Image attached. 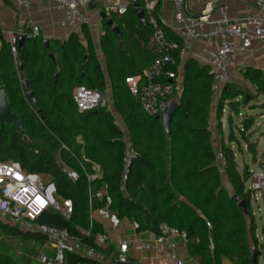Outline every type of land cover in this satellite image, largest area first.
Here are the masks:
<instances>
[{"label":"trees","instance_id":"obj_1","mask_svg":"<svg viewBox=\"0 0 264 264\" xmlns=\"http://www.w3.org/2000/svg\"><path fill=\"white\" fill-rule=\"evenodd\" d=\"M137 14L134 8H128L123 15H114L113 20L122 37H117L106 26V35L101 42L112 88V103L125 123L127 135L117 125L110 110L80 113L73 100L77 86L100 91L107 86L88 33L87 47L78 37L72 36L64 44L49 43V49L40 36L25 37L19 47L18 43L12 46L0 34V91L6 92L12 109L22 118L27 134V141H24L14 126L0 127V160L17 162L26 172L51 180L59 196L73 201L71 220L45 214L39 220L41 224L65 229L73 236L79 235L77 227L89 228V184L80 163L88 172L98 166L101 178L92 184L94 190L104 187L112 199L110 211L121 220L137 223L138 231L159 234L161 226L168 225L185 232L188 251L192 256H198L201 264H222L223 257L232 264H253L251 248L263 250L264 244L259 246L255 238L252 195L246 188L249 172H239L230 147L223 143L217 149L213 145L211 106L217 86L210 69L193 59L184 63L180 106L167 133L162 117L148 115L126 83L127 78L143 76L156 56L154 31L149 24L142 25ZM165 34L171 40L166 28ZM174 40L180 43L176 38ZM121 41L124 49L119 47ZM50 53L56 56L55 61L49 57ZM244 76L256 90V95L243 94L231 83L224 85L216 107L219 120L227 104L231 113L239 118L242 109L257 97L264 96V73L249 68ZM25 82L34 102L26 98ZM240 119L244 121L239 129L242 138L248 150L256 155L257 145L247 138L253 118L242 115ZM230 121L232 123V117ZM230 138L232 142L236 141L233 131ZM127 141L137 155L127 180H123ZM168 143L169 161L166 155ZM218 151L223 154L222 163H218ZM59 158L79 171L77 182L62 173ZM224 176L233 188L232 194L224 186ZM235 195L240 201L247 202V214L233 200ZM94 207H103V203L95 202ZM248 218L252 219L250 229ZM2 230L21 238L41 237L21 233L0 222ZM98 233L103 230L95 223L92 237L84 242L94 245L93 237ZM69 258L72 264L92 261L76 253L70 254ZM0 264L18 263L0 250Z\"/></svg>","mask_w":264,"mask_h":264},{"label":"built area","instance_id":"obj_2","mask_svg":"<svg viewBox=\"0 0 264 264\" xmlns=\"http://www.w3.org/2000/svg\"><path fill=\"white\" fill-rule=\"evenodd\" d=\"M172 1L176 8L175 19L178 24L175 34L180 43L167 38L166 25L155 13L156 3L147 2L144 9L146 20L154 31L155 60L143 76L126 79L130 93L139 99L142 109L150 116L162 117L167 113L171 102L179 104L183 63L191 57V52L197 43L205 42L214 45L207 53V64L216 85L224 86L232 82L233 69L237 61L244 53L251 51L255 43L262 46L264 53V0H255V14L241 19H232L225 5L216 7L218 17L213 19L212 14L207 11L199 16L187 14L185 0ZM10 2L24 13L31 12L32 0H10ZM44 4H48L61 14L62 28L77 31L91 24V19L80 10L81 5L90 4L88 0H40V5ZM112 10L123 15L126 8L118 7ZM22 36L37 38L40 36V29L38 26H33L29 34ZM8 42L15 46L18 43L17 35L8 33ZM109 92L108 88L100 91L77 86L73 91V100L80 113L95 112L99 109L110 110L112 100L108 98ZM242 115L240 114V117ZM63 148L66 149L65 146ZM136 155L132 145L127 141L123 158V180H127L129 168ZM217 160L218 163L223 162V154L220 151L217 153ZM59 166L69 180L73 182L79 180V171L73 169L61 158H59ZM80 167L89 184L90 224L86 230L77 227L79 235L73 236L65 229L39 222L45 214L58 215L66 221L71 220L74 212L73 201L59 196L51 180L47 181L39 174L26 172L17 162L0 160V220L10 223L20 232L48 239L54 251V257L49 258L42 253L39 257L41 264H71L68 255L74 253L79 254L83 259H95L97 247L104 245L108 240L106 234L98 233L93 237L94 245L84 242V239L92 237L96 217L107 221L113 229L121 226V219L109 209L112 199L106 189L103 187L94 190L92 186L101 178L100 168L95 166L92 172H88L81 163ZM220 172L224 174L223 169ZM250 177L252 180L250 190L264 194V170L254 171L250 173ZM95 202H102L103 207L95 208ZM207 225L210 227L209 223ZM134 227L139 229L137 223H134ZM176 236L187 241L185 232L162 225L153 244L139 243L137 248L158 255L167 253V260L161 264H184L175 253L176 244L172 238ZM118 245L119 255L116 262L128 264L129 244L119 241Z\"/></svg>","mask_w":264,"mask_h":264},{"label":"crops","instance_id":"obj_3","mask_svg":"<svg viewBox=\"0 0 264 264\" xmlns=\"http://www.w3.org/2000/svg\"><path fill=\"white\" fill-rule=\"evenodd\" d=\"M88 1H90V4L87 6L81 5L80 10L91 19V24L89 26H83L79 28L77 31H73L70 29L62 28L60 26L61 14L56 12L48 4L40 5V0H32V9L30 13H24L21 9H19L17 6L11 3L10 0H0V34L4 37L6 41H8V33H14L17 35V37H20L23 34L25 35L29 34L33 26H38L40 29V37H42L44 41H49V43L51 44H64L72 36H76L80 39L81 44L84 47H87L88 42H87L86 34L88 33L92 41L96 56L99 59L103 72L106 76V80H107L106 88L109 89L111 84H110V79L108 77V72H107V64H106L107 61H106V57L104 55L103 47L101 44L103 38L106 35V24H105L106 21L102 19L101 15L103 13H106L109 18L113 19V16L116 15L117 13L114 12L112 8L125 7L127 10L128 8L133 9V7H132V3L128 0H88ZM147 2L156 3L155 13L157 14V17L162 22L165 23L166 30L171 36V40H174V38L178 40L175 34V29L178 27V24L175 19L176 8L174 6L173 1L172 0H139L141 9L145 8V5ZM220 5L227 6L228 14L232 19H241L247 15L255 14V11H256L255 0H185V12L189 15L199 16L202 13H205L207 11V12H210L212 14V18L215 19L218 17L217 12H216V7ZM1 46H2V43L0 39V49H1ZM213 46H214L213 44H207L205 42L197 43L194 47V50L191 52V55H190L191 57L188 59H193L197 61L200 65L208 66L207 53L210 49L213 48ZM54 57L56 56L54 55ZM187 60H185V62ZM249 68L260 70L264 73V53H263L262 46L259 43H255L251 51L244 53L239 58V60L236 63L235 68L233 69V74L241 70L246 71ZM183 76H184V70L182 69L181 77L183 78ZM244 80H246L245 77H244ZM246 81L249 83L248 80ZM249 85L252 88L251 89L252 92L251 91L250 92L256 95V90L254 89V87L250 83ZM111 105L112 106H111L110 111L111 113H113L116 119L117 125L127 135V128L125 126L123 119L117 114L113 103ZM257 105L262 106L264 108V104L259 103ZM257 105L255 104L253 106V103H252L248 105L247 108L248 107L252 108ZM224 112L228 114V117H227L228 125H226L221 119L220 121H218V124L215 125L216 120H219L216 116V110L215 112H212L211 114L213 145L217 149H220L221 145L224 143L226 146L232 149V151L234 152L235 159H236V154H235L233 145L237 143L239 150L241 152L243 150L241 149L239 138L236 136V134L234 135V137L236 138V141L232 142L230 138L231 131L234 132L233 126L234 127L236 126L235 122L233 123L232 126L230 125L231 123L230 118L231 117L233 118L235 114H232L229 108H226ZM245 117L246 118L250 117L249 111L246 112ZM238 122H244V121L239 119ZM226 127H228L230 131L227 137L225 136V132H224ZM218 130L221 131L219 134H218ZM169 148H170V143H168L167 154H166L168 161L170 160L169 159ZM246 150L248 153L252 155L254 162H256V158L258 155L257 148H256V155H253L248 150L247 144H246ZM246 168H245V171H246ZM224 177H223V180H224ZM226 181L229 184L230 188L228 189V187L225 185L226 183L225 180H224V186L227 189V191L232 194L233 188L231 187L229 180L227 179ZM262 197L264 199L263 194H262ZM251 207H252V202H251ZM252 217H253V222H254V227H255L253 213H252ZM96 223H98L102 227V230H103L102 234H106L108 236V240L104 245L97 247V256L95 259L91 261L92 263L88 261H84V262H80L79 264H116L117 263L116 259L119 255V245H118L119 241L127 242L129 244V252L127 254L129 263H132V264H161L163 261L167 260L168 258L167 253L158 255L154 252L140 250L137 248V245L139 243L153 244L158 234L151 232V231H138L134 227L135 222H131V226H130L132 228L131 231L123 230L122 220H121V226L118 229L111 228L109 223L107 221H104L100 217H96ZM248 223H249V226H250L249 229H250L252 225V219L248 218ZM249 237H251L250 233H249ZM40 238H36V239L37 240L39 239L45 243L47 242L48 244L47 246L44 247V250L41 251L40 254L35 259L27 257V259L23 263L15 259L14 260L18 264H41L39 261V257L42 253L46 254L49 258H53L54 251L52 250V247L50 246L48 239L46 238L40 239ZM255 238L257 239L258 243L260 242L264 243V238H258V235L256 233V227H255ZM172 241L176 244L175 253L178 255L180 259H182L184 264H201L200 258L198 256H192L189 253L188 247H187L188 241L184 240L182 237H177V236L173 237ZM0 250L3 254L14 258L12 255L6 253L3 249H0ZM259 251L262 252L263 256L259 258L258 264H260L261 258L264 259V249L259 250ZM70 263L72 264L71 260H70ZM222 264H232V263L228 258L223 257Z\"/></svg>","mask_w":264,"mask_h":264},{"label":"rangeland","instance_id":"obj_4","mask_svg":"<svg viewBox=\"0 0 264 264\" xmlns=\"http://www.w3.org/2000/svg\"><path fill=\"white\" fill-rule=\"evenodd\" d=\"M237 69V68H236ZM244 72L245 71H237L235 74H233V78H232V82L231 84H233L236 89H238L239 91H241L243 94H250V95H254L252 94V88L249 85V83L244 80ZM110 86V84H109ZM217 90L214 94V99H213V103L211 106V110L212 112H215L216 107L219 103L220 100V96H221V92L223 90V84H217ZM111 86L109 88V96L108 98L110 100H112V90H111ZM251 91V92H250ZM253 103V106L256 104H264V97L261 96L259 98H256L253 100V102H251L250 104ZM227 107H225L224 110H226V108L230 107L228 106V104L226 105ZM231 110V109H230ZM249 111V115L250 117L253 118V126L250 128L249 132H247V137L250 138L251 142L254 144H257V150H258V155L256 158V162H254L253 157L250 153L247 152L246 150V142L245 140H243L242 135L239 131V129H241V125L240 122H238V120L240 119V117H236V115L233 116L232 118V123H230V125L232 126L233 123L235 122L236 126L234 128V135L236 134V136L239 138V142H240V146L241 149L243 150L242 152L239 150L238 144L235 143L233 145L234 150H235V154H236V160H237V167L239 168L238 170L240 171V173H244L245 168L248 166L249 167V178L246 181V188L248 190L251 189L252 187V180L250 177V173L254 172V171H259L264 170V108L262 106H255V107H246L245 109L241 110V114H243V116H246V112ZM231 115V114H230ZM228 114L226 112H223V115L221 117V120L228 125ZM218 121L220 120H216L215 125L218 124ZM220 125V124H219ZM221 126V125H220ZM221 131L218 130V134ZM225 136L227 137L230 133L228 127H226L225 129ZM222 135V134H221ZM224 137V135H223ZM225 180V185L229 187V184L227 183V179L226 177H224ZM251 195H252V213L254 214V221H255V227H256V233L258 235V238H264V199L262 197V193L260 191L257 192H253L251 191ZM256 196V197H254ZM1 223L5 224L6 226L13 228L11 226L10 223L5 222L3 220H0ZM131 226V222L127 219L122 220V228L123 230H128L131 231L132 228ZM15 229V228H13ZM24 233V232H21ZM24 234H30V233H24ZM114 236V234H113ZM47 242H43L41 240H37L35 237H27V238H21V237H17L14 236L12 233H7L4 232L3 230L0 231V249H3L6 253L12 255L14 257L15 260H18L19 262L23 263L25 262V260L28 258H36L41 251L44 250V247L47 246ZM262 247V245L264 243L260 242L259 243ZM264 248V247H263ZM24 254V255H23ZM260 264H264V259L261 258L260 259Z\"/></svg>","mask_w":264,"mask_h":264},{"label":"water","instance_id":"obj_5","mask_svg":"<svg viewBox=\"0 0 264 264\" xmlns=\"http://www.w3.org/2000/svg\"><path fill=\"white\" fill-rule=\"evenodd\" d=\"M132 3V7L138 11L137 14V19L138 21L144 25L147 26L148 22L146 20V15H145V9H141L140 4H139V0H128ZM102 19L105 22L106 26L108 28H110L112 30V32L119 38L122 37V33L120 31V29L116 26L114 20L112 18H109L107 16L106 13H103L101 15ZM25 41V37L24 36H20L18 37V45L19 47H22L23 43ZM45 46L47 49H49V41H45ZM119 47L121 49H123L124 47V43L120 42L119 43ZM49 57L52 59V61H55V57L54 54L50 53ZM21 68H23V65H20ZM58 77V75H56V78ZM27 94H26V98L30 101V102H34V97L33 94L31 92H29V87H28V83L25 82L24 83ZM179 104H177L176 102H171L168 106V110L167 113L165 115L162 116V120H163V124H164V128L167 131V133L170 132V124L173 120L174 115L176 114V112L179 109ZM96 113V112H94ZM246 114V113H245ZM4 125H11L14 126L16 128V132L21 136V138L24 141H27V134L26 131L24 129V122L22 120V118L19 116V114L17 112H15L10 104L9 98L6 94L5 91L1 90L0 91V127H3ZM241 127H243L244 122H240ZM246 171L249 172V168H246ZM51 188H53V185H51ZM233 200L236 201L238 203L239 208L241 209V211L244 214H247V202L246 201H240V198L238 195H235L233 197ZM251 254H252V260H253V264H258L259 262V258L262 257V253L260 251H257L256 248H251ZM116 264H121V263H116ZM128 264H132V263H128Z\"/></svg>","mask_w":264,"mask_h":264}]
</instances>
